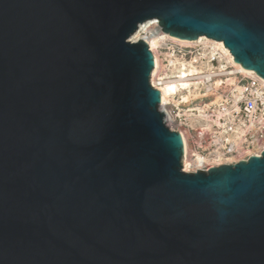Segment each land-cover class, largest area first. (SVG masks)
I'll use <instances>...</instances> for the list:
<instances>
[{"label":"water","instance_id":"water-1","mask_svg":"<svg viewBox=\"0 0 264 264\" xmlns=\"http://www.w3.org/2000/svg\"><path fill=\"white\" fill-rule=\"evenodd\" d=\"M151 20L264 80V0H0V264H264V150L182 170Z\"/></svg>","mask_w":264,"mask_h":264},{"label":"built area","instance_id":"built-area-1","mask_svg":"<svg viewBox=\"0 0 264 264\" xmlns=\"http://www.w3.org/2000/svg\"><path fill=\"white\" fill-rule=\"evenodd\" d=\"M156 27L162 33L157 22ZM145 35L146 29L139 25L134 36L141 38ZM160 43L168 51L167 58L163 61L157 54L159 65L153 73L154 64L149 76L150 85L160 94L164 82L172 78L171 69L177 59L186 62L194 60L197 64L204 60L213 63L218 54L215 52L211 58L202 55V42L186 45L166 37ZM150 51L154 57L153 51ZM217 73L208 77L204 73L194 74L188 79L191 88L196 84L200 92L207 95L203 98L210 100L214 93L220 96L217 103L205 108L201 116H198V122H191L184 109H178L176 105L159 104L166 126L185 136L186 148L181 162L182 170L187 164L186 172L247 160L250 156L261 155L264 150V80L257 74L248 75L235 70L229 75L233 77V82L226 85L224 81L227 76ZM217 79L223 82L216 86ZM194 112L199 113L196 110ZM197 156L205 160L192 163L191 160Z\"/></svg>","mask_w":264,"mask_h":264},{"label":"bare ground","instance_id":"bare-ground-1","mask_svg":"<svg viewBox=\"0 0 264 264\" xmlns=\"http://www.w3.org/2000/svg\"><path fill=\"white\" fill-rule=\"evenodd\" d=\"M156 22H157L156 20H151V21H146L143 24H140L141 27L146 29V35L141 38L139 37L136 38V36L134 35L131 37L132 40L134 41H137L139 39L145 40L148 46L150 47V49L153 51L154 64H155L153 73L156 67H158L159 65V58L156 53V50L159 47L161 40L166 37L180 41L181 43L186 45L194 44L195 42H202L203 48L201 54L209 55L208 58L213 57L215 52L219 54L218 62L216 66L215 64L210 63L209 61H205L197 64V62L195 63L194 60L186 62L184 60L177 59L172 68V72L170 73L172 75V78L166 80L163 86L160 88L162 103L164 104L173 103L178 106L179 104H182L184 106H188V103L196 100V98L195 100H192L194 97L199 95H202L201 97L207 96L200 92L199 87L196 84H193V87L191 88V84L188 81L190 75L195 74L197 72L204 73V75L207 77L209 75L215 74L216 72H218L217 74H224L227 76V79L224 81L226 85H230L233 82V77L229 75L233 74L235 70H239L248 75L256 74L253 71H247L243 69L239 63L233 61L234 58L232 54L226 47H224L222 41L213 40L205 36H200L195 40H183V39L175 38L170 36L169 34L159 32L158 28L155 27ZM223 59L225 60L224 62L226 64H224V62L222 61ZM228 68L231 69L228 70ZM222 82L223 81H221L220 79H217L215 81V85L216 86L220 85ZM219 98L220 96L214 93L212 98L208 102L201 103L202 104L201 106L189 107L187 109H184L185 114L188 116L189 119L194 120L198 118V116H201L205 108H208L210 105L217 103ZM195 110L199 113L194 112ZM182 136H183V151H185L186 148L185 136L184 135ZM204 160L205 158H203L202 156H197L195 159L191 160V162L201 163ZM185 165L187 166V164ZM184 170L187 169L185 168Z\"/></svg>","mask_w":264,"mask_h":264},{"label":"rangeland","instance_id":"rangeland-1","mask_svg":"<svg viewBox=\"0 0 264 264\" xmlns=\"http://www.w3.org/2000/svg\"><path fill=\"white\" fill-rule=\"evenodd\" d=\"M156 25V24H155ZM156 27V26H155ZM167 49H165L164 48V45L162 44L161 45V43H160V45H159V47L157 48V50H156V53L159 55V58L160 59H162L163 61H165L164 59H166L167 58ZM208 56V55H207ZM206 56V57H207ZM218 56H219V54H217L216 55V59H215V61L213 62V64H215V66L217 65V62H218ZM204 61H206V60H204ZM223 62L225 61L224 59L222 60ZM224 64H226L225 62H224ZM231 69V68H230ZM229 68H228V70H230ZM171 71H172V69H171ZM197 73H199V72H197ZM197 73H195V74H197ZM192 75H194V74H191L190 76H192ZM229 79V78H228ZM232 82V81H231ZM230 82V83H231ZM178 95V94H177ZM202 95H199V96H196V97H194L192 100H195V98H196V100L195 101H191L190 103H188V106H184V105H182V104H179V106L178 105H176V108H178V109H186V108H189V107H196V106H201L202 104L201 103H205V102H208L209 101V98H203V97H201ZM211 99V98H210ZM203 100V101H202ZM202 101V102H201ZM170 104H172V105H174L175 106V104H173V103H170ZM191 122H198V119L196 118V119H194V120H191V119H189ZM185 168L187 169V166L185 165Z\"/></svg>","mask_w":264,"mask_h":264}]
</instances>
